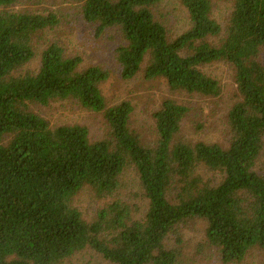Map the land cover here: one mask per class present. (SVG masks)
<instances>
[{"label":"trees","instance_id":"1","mask_svg":"<svg viewBox=\"0 0 264 264\" xmlns=\"http://www.w3.org/2000/svg\"><path fill=\"white\" fill-rule=\"evenodd\" d=\"M76 1L99 31H121L125 45L116 55L124 79L143 71L173 93L220 97V83L203 68L230 64L240 98L228 114V146L188 142L182 127L190 108L173 99L154 114L156 141H143L131 130L129 102L107 106L100 85L108 72L81 71V59L57 44L43 51L38 71L23 73L36 35L59 20L14 12L18 0H0V264H65L87 249L112 264H178L179 227L193 220L207 223V244L222 264L264 250V0H231L219 41L211 0H180L191 27L173 40L156 17L160 0ZM68 100L103 113L108 137L93 142L86 127H53L32 110ZM128 168L149 203L144 217L116 200L88 222L77 196L89 187L99 199L113 197ZM202 170L221 181L205 180ZM171 235L176 246L167 249Z\"/></svg>","mask_w":264,"mask_h":264},{"label":"rangeland","instance_id":"2","mask_svg":"<svg viewBox=\"0 0 264 264\" xmlns=\"http://www.w3.org/2000/svg\"><path fill=\"white\" fill-rule=\"evenodd\" d=\"M212 17L221 25L225 37L234 4L231 0H211ZM14 12L55 15L59 23L36 35L34 40L35 57L23 70L36 72L41 66V55L52 44L63 48L68 57L81 59V71L91 67H99L108 72L109 78L100 85L102 96L108 107L129 102L134 112L131 119V130L143 141L154 143L157 131L154 114L167 99H173L190 108V113L182 127V136L193 144H221L228 146L227 131L228 114L239 101L235 69L225 62L207 65L203 71L216 79L221 86L220 97H203L187 93H173L163 80L148 81L144 72L127 80L122 76L117 61L116 50L125 45V40L118 28L99 31L97 24L89 23L83 15L82 3L76 0H18L10 8ZM156 17L163 22L169 31L170 39H175L191 27L188 12L180 0H160ZM146 64L143 65V70ZM32 110L46 119L53 127L83 126L86 127L90 139L100 141L108 137L109 126L103 113H96L82 108L73 100L52 103L49 106H32ZM258 172L264 175V151L258 163ZM205 180L220 182L218 175L206 170L201 171ZM122 188L106 199L96 197L93 190L85 188L76 198L75 206L91 222L99 210L116 200L132 206L135 219H142L149 203L141 189L139 175L134 168H128L122 175ZM183 238L181 256L178 264H222L220 252L207 244V223L204 220H193L179 227ZM167 249L176 246L175 236L167 240ZM65 264H112L91 249L77 254ZM264 264V250L253 249L241 263Z\"/></svg>","mask_w":264,"mask_h":264}]
</instances>
